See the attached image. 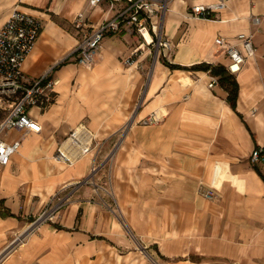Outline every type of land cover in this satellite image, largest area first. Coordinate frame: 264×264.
<instances>
[{"label":"crops","instance_id":"obj_1","mask_svg":"<svg viewBox=\"0 0 264 264\" xmlns=\"http://www.w3.org/2000/svg\"><path fill=\"white\" fill-rule=\"evenodd\" d=\"M214 2L169 4L162 29L172 49L146 73L149 49L124 64L140 44L126 32L104 37L89 68L63 61L80 40L75 16L98 25L122 0H0V29L14 11L41 24L24 75L51 69L56 82L54 103L31 112L36 128L14 134L20 149L0 169V256L52 195L68 198L56 223L41 225L0 264H144L146 255L158 264H264V161L249 162L264 147V0L234 1L218 20L192 16L193 5ZM239 33L251 36L254 56L232 76L234 109L220 76L168 67L225 70L213 40L236 43ZM79 124L94 135L92 152L71 165L54 162L57 144Z\"/></svg>","mask_w":264,"mask_h":264},{"label":"built area","instance_id":"obj_2","mask_svg":"<svg viewBox=\"0 0 264 264\" xmlns=\"http://www.w3.org/2000/svg\"><path fill=\"white\" fill-rule=\"evenodd\" d=\"M105 1L112 7L113 0H89V3L94 7ZM172 1L122 0L123 7L119 11L95 26H90L81 14H77L72 20V27L78 32L80 40L63 61L72 59L78 65L90 67L103 38L120 36L125 32L138 36L141 41L124 60L125 65L137 64L145 48H153L158 55L168 56L172 46L162 26H159V19H163ZM234 1L238 0H215L209 5H193L190 12L195 18L210 20L221 14ZM252 23L258 25L259 18L253 17ZM123 25L127 28H123ZM40 31L41 24L38 19L18 11H14L0 29V169L7 166L20 149L19 141L14 139V134L31 132L36 128V119L31 112L36 110L40 114L44 113L55 101L56 82L50 77L51 69L38 78H29L22 71V66L33 49ZM144 33L149 36V42ZM234 39L236 43L229 42L223 36H216L213 40L214 46L228 61L225 71L230 76H236L245 62L254 56V46L249 34L239 33ZM216 83L217 78L212 77L207 86L212 88ZM67 141H71L70 148L76 154L73 161L62 149ZM94 145L93 133L86 126L79 124L58 144L51 159L58 164L71 165L88 156ZM262 161L264 147L255 148L249 157L250 164L255 165ZM97 169L98 165L93 163L91 172L95 173ZM204 197L209 199L211 193L207 192ZM67 202L68 198L63 190L52 195L41 212L30 220L26 229L15 236L8 250L0 256V263L10 251L20 245L27 236L36 232L41 225L54 224L58 221Z\"/></svg>","mask_w":264,"mask_h":264},{"label":"trees","instance_id":"obj_3","mask_svg":"<svg viewBox=\"0 0 264 264\" xmlns=\"http://www.w3.org/2000/svg\"><path fill=\"white\" fill-rule=\"evenodd\" d=\"M170 69H178V70H193V71H208L210 74L214 76H220V80L226 85V89L228 91V101L231 107L234 109L235 100L237 97L238 87L234 80V78L228 75L222 67L219 66H211L205 63L191 66L190 68H185L177 65H168Z\"/></svg>","mask_w":264,"mask_h":264},{"label":"rangeland","instance_id":"obj_4","mask_svg":"<svg viewBox=\"0 0 264 264\" xmlns=\"http://www.w3.org/2000/svg\"><path fill=\"white\" fill-rule=\"evenodd\" d=\"M166 16V14L163 16V19H159V26L161 27L162 26V20H164V17ZM219 19V17H218V15H215L213 18H212V20H218ZM163 24H164V22H163ZM141 42V41H140ZM144 52H147V49L145 48V50H143V52L142 53H144ZM148 59H147V67H146V73H148V69L150 68V66H151V64H152V62L154 61V60H160V61H164L165 60V58H164V56L161 54V55H158L156 52H155V50L153 49V48H150L149 50H148ZM63 141V140H62ZM61 141V142H62ZM57 146H58V144H57ZM57 146H56V148H57ZM56 148H55V150H56ZM95 164V165H98L96 162H95V159L93 158L92 159V164ZM57 222V221H56ZM55 222V223H56ZM53 224V223H52ZM143 261L144 262H146V263H144V264H158L157 263V261H156V258L154 257V256H149V255H146L145 256V258L143 259Z\"/></svg>","mask_w":264,"mask_h":264},{"label":"bare ground","instance_id":"obj_5","mask_svg":"<svg viewBox=\"0 0 264 264\" xmlns=\"http://www.w3.org/2000/svg\"><path fill=\"white\" fill-rule=\"evenodd\" d=\"M168 12V11H167ZM163 22H164V20H163ZM162 25H163V23H162ZM144 34H146V33H144ZM147 35V34H146ZM148 36V35H147ZM149 37V36H148ZM149 42V41H148ZM79 67H81V68H89V67H85V66H82V65H79ZM71 144V141H67V142H65L64 144H63V146H62V149L65 151V155L71 160V161H73L74 159H75V156H76V154H75V152L70 148V145ZM8 166V165H7Z\"/></svg>","mask_w":264,"mask_h":264}]
</instances>
